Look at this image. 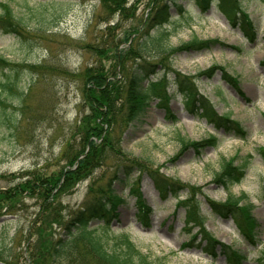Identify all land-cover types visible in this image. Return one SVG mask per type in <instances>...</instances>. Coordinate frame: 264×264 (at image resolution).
Returning <instances> with one entry per match:
<instances>
[{
  "label": "rangeland",
  "instance_id": "obj_1",
  "mask_svg": "<svg viewBox=\"0 0 264 264\" xmlns=\"http://www.w3.org/2000/svg\"><path fill=\"white\" fill-rule=\"evenodd\" d=\"M99 1L0 0V13L8 5L21 28L20 34L0 30V56L12 63L0 68V83L10 82L14 87L11 91L0 87V191L18 185L32 173L47 176L68 166L79 149V123L85 112L79 90L83 69L94 63L111 66V47L125 46L120 39L140 25L151 0H127L120 14L113 8L104 10ZM239 1L253 23L252 39L229 23L216 3L201 11L194 0L178 1L182 11L171 6L172 18L160 31H168L166 43L171 46L192 39L215 40L208 49L181 51L165 59L170 67L166 75L173 77L169 76L172 69L194 75L218 64L237 76L244 95L222 81L218 72L211 78L200 77L196 85L219 114L229 115L245 128L246 137L216 130L191 113L171 85L170 110L175 120L167 119L154 100L121 135L122 150L138 162L130 175L115 178L120 165H129L131 158L109 156L91 175L61 192L48 211H40V200L25 190L8 200L0 197V264H68L64 257L48 259L51 244L55 239H66L63 223L68 214L109 185L123 198L118 215L111 221V232L128 233L152 264H229L220 253L221 244L245 255L241 264H256L264 250V158L258 151L264 148V0ZM114 22L118 26L113 31L104 30ZM91 47L105 53L98 56ZM29 63L45 68L34 71ZM162 70L158 64L154 78L167 73ZM211 135L217 138L216 145L201 151L193 146L183 148L178 139L203 141ZM235 155L236 162L246 167L244 177L231 185L230 192L236 200L245 194L252 203L255 246L244 240L234 219L212 213L209 206V200L225 201L227 192L213 182L214 174L222 157ZM138 168L136 182L153 210L148 227L137 220V207L129 192ZM150 171L166 182L177 183L179 195L160 193ZM185 199L183 204L178 202ZM191 199L197 201L199 212L195 204L192 208L200 215L198 220L219 242L215 258L198 246L199 234L191 242L197 223L184 226ZM239 204L245 205L244 200Z\"/></svg>",
  "mask_w": 264,
  "mask_h": 264
},
{
  "label": "trees",
  "instance_id": "obj_2",
  "mask_svg": "<svg viewBox=\"0 0 264 264\" xmlns=\"http://www.w3.org/2000/svg\"><path fill=\"white\" fill-rule=\"evenodd\" d=\"M178 1L180 0H151L149 11L141 20L140 25L132 27L120 39L119 42H123L125 46L121 49H118V44L111 47L113 58L111 66L105 68L94 63L89 68L83 69L82 85L79 90L85 112L79 123L80 144L77 153L66 168L55 174L35 177L36 175L32 173L18 185L1 190L0 197L3 200L11 199L18 192L25 190L28 195L40 200V211H48L61 192L67 191L73 184L91 175L96 168L104 165L109 156L131 158V155H127L121 148V135L146 112L151 102L156 100L157 107L164 110L165 117L172 121L175 120L169 105L172 97L168 90L170 85L175 86V91L182 96L183 104L191 113L205 119L216 130H224L226 134L239 138L246 137L244 127L237 120L231 119L229 115L218 114L213 103L199 93L196 85L200 77L211 78L218 72L222 81L236 93L244 95L237 76L229 74L222 65L218 64L211 65L195 75H185L172 69L169 76L173 75V77L167 76L170 67L164 63L165 59H171L181 51L208 49L215 43V40L197 39H192L179 46L166 43L169 33L165 29L163 31L160 29L172 18L171 6L176 7L178 11L183 10V7L177 4ZM99 2L104 10L113 8L114 13L120 14L125 10L124 3L127 0H100ZM194 2L201 11H206L212 3H216L229 23L238 26L251 39L254 37L253 23L239 0H194ZM4 6L5 8L0 13V30L20 34V22L11 16L8 5ZM117 26L118 23L114 22L106 25L104 30L113 31ZM155 29L157 31L152 32ZM91 49L98 56L105 53L93 47ZM157 58H159L158 61L151 60ZM11 64L8 59L0 56L1 69L11 67ZM158 64L163 68L162 71L167 70V73L165 71L159 78H154ZM28 66L34 71L38 68H45L43 64L35 63H29ZM0 87L9 91L14 88L10 82H1ZM21 95L23 92H20ZM0 104L3 105V101L0 100ZM178 139L183 148L193 146L195 150L200 151L206 146H215L217 141L214 135L203 141H188L182 136H178ZM258 151L264 158V148H259ZM120 166L115 173L117 179H122L120 175H130V171L138 166V162L132 159L129 165L121 164ZM245 167L244 163L236 162V155L221 158L219 170L215 172L213 182L216 186L222 187L227 192V196L224 202L209 200V206L214 214L234 219L244 240L249 245L255 246L257 244L254 232L256 223L250 212L252 204L249 203L247 195L241 194L236 200L230 192L231 185L240 182L244 177ZM139 173L138 168V174L129 183V192L135 199L137 220L142 226H149L152 209L142 199L139 185L136 182ZM150 175L161 193L178 195L177 183L166 182L151 171ZM241 200H244L245 205L239 204ZM122 201L121 195L110 185L107 190L95 191L89 203H85L84 206L68 214L67 220L63 223L66 239H55L54 243L52 241V249L47 255L48 259L64 257L68 264H152L131 241L127 233L110 232L111 221L118 215V205ZM185 201H179V203L183 204ZM189 204L190 202L186 206L188 209L185 226L195 223L198 225V230L190 240L192 242L197 237L196 234H199L198 246L215 257V244L219 242L205 229L202 222L198 221V213ZM94 222L98 224L92 225ZM202 241L205 242L204 246L201 244ZM220 253L225 256L229 264H241L246 259L240 251L226 244H221ZM255 263L264 264V250L260 251Z\"/></svg>",
  "mask_w": 264,
  "mask_h": 264
},
{
  "label": "bare ground",
  "instance_id": "obj_3",
  "mask_svg": "<svg viewBox=\"0 0 264 264\" xmlns=\"http://www.w3.org/2000/svg\"><path fill=\"white\" fill-rule=\"evenodd\" d=\"M125 131V130H124ZM185 148H189L188 146H186Z\"/></svg>",
  "mask_w": 264,
  "mask_h": 264
}]
</instances>
